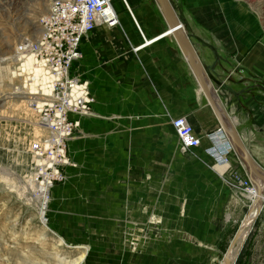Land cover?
<instances>
[{
    "label": "rangeland",
    "instance_id": "1",
    "mask_svg": "<svg viewBox=\"0 0 264 264\" xmlns=\"http://www.w3.org/2000/svg\"><path fill=\"white\" fill-rule=\"evenodd\" d=\"M53 1L0 0V68L8 69V75L0 69V264H219L250 200H244L247 208L238 220L222 205L211 209L209 204L190 203L185 195L193 186L190 179L182 180V188L173 187L178 185L174 153H187L167 135V125H155V132L166 134L140 140L149 157L134 172L106 155L114 143L108 138L121 131L114 128L117 123L107 127L104 117L92 112L93 129H80L78 135L85 146L83 159L73 162L69 157L62 185L80 181L70 197L51 199L48 221L42 222L40 196L35 184H27L30 177L36 181L38 173L36 167H25L27 153L37 164L32 147L45 133L40 111L50 98L46 101L43 92L36 95L26 87L32 82L19 71V58L25 42H36L43 33L42 21ZM233 1L264 31V0ZM96 104L94 100L93 107ZM69 186L54 188L52 196L68 195ZM135 242L137 249H132Z\"/></svg>",
    "mask_w": 264,
    "mask_h": 264
},
{
    "label": "crops",
    "instance_id": "2",
    "mask_svg": "<svg viewBox=\"0 0 264 264\" xmlns=\"http://www.w3.org/2000/svg\"><path fill=\"white\" fill-rule=\"evenodd\" d=\"M171 1L176 5L186 36L213 79L208 88L218 110L264 170L263 29L249 18L248 12L235 8L233 0ZM113 6L119 26L113 29L98 26L83 38L82 57L71 69L72 76L89 83L91 96L97 103L96 107L92 105V112H99L107 127L117 123L114 128L121 130L108 138L114 143L108 145L111 154L106 155H113L111 160L126 163L130 171L137 172L140 162L149 157L148 152L142 151L140 140H154L156 134L160 137L165 132H155V125L162 124L167 125V135L179 144L172 121L183 118L201 145L185 156L174 153L173 173L178 185L173 187L182 188V180L190 179L193 186L185 194L190 203L209 204L211 209L222 205L228 211L232 209L238 220L248 198L235 178L241 176L251 181L250 175L235 150L229 156V165L218 164L209 154L213 146L210 136L223 131L220 120L184 52L170 35L157 0H127V6L122 0H114ZM70 117L80 120L81 126L68 142V156L73 157V162H81L85 146L78 135L80 129L86 132L93 129L94 116ZM68 171L69 167L64 169L66 176ZM78 181L55 185L51 194H55L51 192L54 188L70 185L69 194L50 195L49 206L52 198L70 197ZM184 187L188 188V183ZM236 261V264H264V210Z\"/></svg>",
    "mask_w": 264,
    "mask_h": 264
},
{
    "label": "built area",
    "instance_id": "3",
    "mask_svg": "<svg viewBox=\"0 0 264 264\" xmlns=\"http://www.w3.org/2000/svg\"><path fill=\"white\" fill-rule=\"evenodd\" d=\"M122 1L127 6L126 0ZM113 3L114 0H55L42 21L40 38L36 42H25L20 48L22 54L31 53L36 63L43 65L53 76L50 104L40 111L45 133L32 147L37 157L36 182H46L49 198L50 190L66 179L64 169L70 166L67 145L81 125L80 120H72L70 116L83 118L92 114L94 99L89 83L72 76L71 69L82 57L83 38L98 26L110 29L119 26ZM172 127L183 152L189 153L200 147V140L185 119L173 120ZM210 139L213 146L209 154L218 164L229 165L234 148L225 133L220 131ZM235 181L249 200L257 194L250 180L237 176Z\"/></svg>",
    "mask_w": 264,
    "mask_h": 264
},
{
    "label": "water",
    "instance_id": "4",
    "mask_svg": "<svg viewBox=\"0 0 264 264\" xmlns=\"http://www.w3.org/2000/svg\"><path fill=\"white\" fill-rule=\"evenodd\" d=\"M158 5L160 7L161 13L166 20L168 27L170 29V35L175 38L176 42L178 43L179 47L184 52L196 78L198 79L200 86L202 87L203 92L205 93L212 109L218 116L221 127L225 135L228 137L230 143L232 144L236 154L239 156L243 164L245 165L250 179L253 185L257 189V197L254 201H252L248 213L243 219L240 228L235 235L231 246L237 244V241L240 239L242 234L245 232V224L247 222L248 216L253 212V210L257 209L256 216L254 218L253 225L259 218L260 214L264 210V170H262L258 164L254 161V159L249 154L248 150L246 149L241 137L237 133V131L231 128L224 120L223 115L217 108L216 103L214 102L210 89L208 88L209 82H213V79L209 75V71L205 69L203 66L198 53L196 52L193 43L191 42L190 38L186 36L183 24L181 23L180 19L177 16L176 9L172 4L171 0H157ZM252 225V227H253Z\"/></svg>",
    "mask_w": 264,
    "mask_h": 264
},
{
    "label": "bare ground",
    "instance_id": "5",
    "mask_svg": "<svg viewBox=\"0 0 264 264\" xmlns=\"http://www.w3.org/2000/svg\"><path fill=\"white\" fill-rule=\"evenodd\" d=\"M126 3H127V1H126ZM41 34H42V30L39 33L38 39L40 38ZM19 53H20V51H19ZM21 57L19 58V62L20 63L23 62V63L19 67V71H21L24 75H26L29 78V81L32 82L30 84L26 83V87L28 89H30L31 92L36 93V95L39 94L40 91L43 92V96L45 98H47L46 101H48V98L51 97V93H52V80H53L52 74L46 68H44L43 65L36 63V61L34 60L31 53H24L21 55ZM0 60H2V58ZM0 64H1V61H0ZM0 69L2 71V75H8V69L7 68L4 67V68H0ZM10 97H12V95ZM26 104H28V103H26ZM38 105L41 108L44 104L38 103ZM26 161H27V165L25 167L26 171H29V169L32 170L34 167H36V165L34 166V163L36 162V158H34V159H32V157L30 158L28 153L26 155ZM26 161L23 159L24 164L26 163ZM31 175L29 174L28 176H31ZM27 184H28V186H32V184H35V187L33 186L34 190L40 196V205H41L40 206V217H41L42 222L46 224L48 221L46 212H47V208H48V204H49V192L47 190L46 182L44 181L43 183L38 184L34 178L30 177V179L27 181ZM50 195L52 196L53 194L50 193ZM256 197H257V194L250 197L251 202L254 201ZM256 213H257V209L253 210V212L248 216L247 222L245 224V226H246L245 232L242 234L240 239L237 241L236 245H234L233 247L230 246L228 253L224 254V258L221 260V262L219 264H235L236 263V260L239 256V253H240V251H241V249H242V247H243V245H244V243H245V241H246V239H247V237H248V235L252 229V225H253ZM135 238H137V237H135ZM151 245H153V244H151ZM132 249H137L136 242L134 243ZM78 262H80V261H78ZM78 262H75V263L78 264Z\"/></svg>",
    "mask_w": 264,
    "mask_h": 264
}]
</instances>
